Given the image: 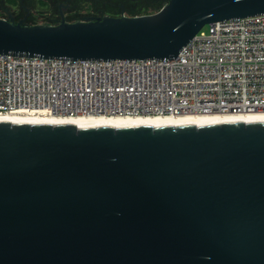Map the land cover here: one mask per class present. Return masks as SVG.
Listing matches in <instances>:
<instances>
[{"label": "water", "instance_id": "1", "mask_svg": "<svg viewBox=\"0 0 264 264\" xmlns=\"http://www.w3.org/2000/svg\"><path fill=\"white\" fill-rule=\"evenodd\" d=\"M264 0H169L151 16L27 26L0 56L174 60ZM0 264H264V123L74 127L0 122Z\"/></svg>", "mask_w": 264, "mask_h": 264}, {"label": "built area", "instance_id": "2", "mask_svg": "<svg viewBox=\"0 0 264 264\" xmlns=\"http://www.w3.org/2000/svg\"><path fill=\"white\" fill-rule=\"evenodd\" d=\"M256 113L264 114V15L207 25L174 60L0 56V116L167 118Z\"/></svg>", "mask_w": 264, "mask_h": 264}, {"label": "flooded vegetation", "instance_id": "3", "mask_svg": "<svg viewBox=\"0 0 264 264\" xmlns=\"http://www.w3.org/2000/svg\"><path fill=\"white\" fill-rule=\"evenodd\" d=\"M164 2L167 4L169 0H165ZM164 2L163 4H165ZM160 4V0H0V18L27 26H37L40 24L31 23L29 20L32 15V11L30 10L40 8L54 15L56 14L57 17L54 18L51 15L50 22L42 24L58 25L64 21L72 23L77 20L88 21L107 17L120 18L123 14L127 15L125 9L128 7L136 10L148 9L150 14H154L158 10H161ZM20 11L23 12L21 13ZM82 11L85 12V16L82 15L78 18V14ZM65 12H70V15H66ZM73 15H77L78 19L72 21L67 17ZM127 16L135 17L132 15Z\"/></svg>", "mask_w": 264, "mask_h": 264}, {"label": "bare ground", "instance_id": "4", "mask_svg": "<svg viewBox=\"0 0 264 264\" xmlns=\"http://www.w3.org/2000/svg\"><path fill=\"white\" fill-rule=\"evenodd\" d=\"M0 122H9L14 125H48V126H74V127H178L199 125H225L243 123L245 125L264 123V114H247L237 116H185L161 118H56L42 115H2Z\"/></svg>", "mask_w": 264, "mask_h": 264}, {"label": "rangeland", "instance_id": "5", "mask_svg": "<svg viewBox=\"0 0 264 264\" xmlns=\"http://www.w3.org/2000/svg\"><path fill=\"white\" fill-rule=\"evenodd\" d=\"M165 0H160V3H161V6H162V8L165 6V5H167L166 3L165 4H163V2H164ZM133 4V3H132ZM30 11H32V15L30 16V22L31 23H35V24H42V23H46V22H50V20H51V15H53L52 17H54V18H57L56 17V14L54 15V14H52V13H49V12H47V11H44V10H41L40 8H37L36 10H30ZM125 11H126V14L127 15H131V13L133 12V11H137V12H139V11H142V10H135V9H133V8H131V7H128V8H126L125 9ZM15 12V11H14ZM17 12V11H16ZM21 13L23 12V11H20ZM113 12V11H112ZM119 12H121V11H119ZM66 13V15H70V12H65ZM72 13V12H71ZM75 13V12H74ZM12 14V13H11ZM85 14V12H81L80 14H78V18H80L82 15H84ZM142 14H150V11L148 10H144L142 13L140 12L139 13V15H142ZM1 16V15H0ZM85 16V15H84ZM70 20H72V21H75V20H77L78 18H77V15H73V16H71V17H69V16H67ZM81 20H84V19H81ZM76 22H79V20H77V21H75V22H72V23H76ZM61 24V23H60ZM59 25V24H58Z\"/></svg>", "mask_w": 264, "mask_h": 264}, {"label": "trees", "instance_id": "6", "mask_svg": "<svg viewBox=\"0 0 264 264\" xmlns=\"http://www.w3.org/2000/svg\"><path fill=\"white\" fill-rule=\"evenodd\" d=\"M165 3V2H164ZM160 7H161V9H162V6H161V4H160ZM136 10V9H135ZM144 10H147L148 11V9H144ZM144 10H142V11H139V12H137V11H133L132 13H131V15L132 16H137V15H139V13L141 12H143ZM159 11V10H158ZM142 15H146V14H142ZM141 16V15H140Z\"/></svg>", "mask_w": 264, "mask_h": 264}]
</instances>
